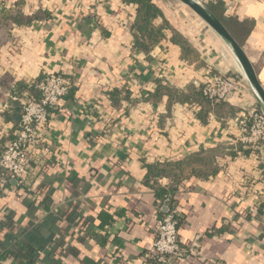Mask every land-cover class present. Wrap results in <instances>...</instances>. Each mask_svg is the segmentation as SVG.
Instances as JSON below:
<instances>
[{
  "label": "crops",
  "instance_id": "crops-1",
  "mask_svg": "<svg viewBox=\"0 0 264 264\" xmlns=\"http://www.w3.org/2000/svg\"><path fill=\"white\" fill-rule=\"evenodd\" d=\"M155 1L164 17L154 25L169 26L149 51L136 45L137 4L1 1L20 17L7 21L0 44V80H8L0 81V152L46 73L66 72L74 86L63 112L51 114L49 164L23 185L0 187V264H26L37 252L41 264H158L149 251L161 213L148 167L196 156L214 172L186 178L175 193L185 253L174 264H264V147L240 141L237 120L261 108L259 100L212 28L177 3ZM210 6L264 87V0ZM214 74L246 88L211 104L199 91Z\"/></svg>",
  "mask_w": 264,
  "mask_h": 264
},
{
  "label": "built area",
  "instance_id": "built-area-1",
  "mask_svg": "<svg viewBox=\"0 0 264 264\" xmlns=\"http://www.w3.org/2000/svg\"><path fill=\"white\" fill-rule=\"evenodd\" d=\"M200 1L207 4L215 0ZM73 86L74 81L66 72L46 73L36 86L40 98L27 95L23 99L21 123L0 152L1 188L12 180L23 185L33 168H44L49 164L54 154L49 142L51 114L53 110L63 112V103ZM245 88L239 78L224 74H214L202 84L203 94L212 102L227 101ZM237 120L240 141L248 146L264 147V111L255 108ZM179 214L176 206L157 221L155 240L149 253L158 264H174L184 256L185 248L179 237ZM262 217L264 220V202ZM40 254L37 252V257L26 264H41Z\"/></svg>",
  "mask_w": 264,
  "mask_h": 264
},
{
  "label": "trees",
  "instance_id": "trees-1",
  "mask_svg": "<svg viewBox=\"0 0 264 264\" xmlns=\"http://www.w3.org/2000/svg\"><path fill=\"white\" fill-rule=\"evenodd\" d=\"M124 3H134L138 5L136 20L134 23V29L136 31V45L141 47L142 49L149 51L152 46L160 42L162 38L166 36L165 28L169 26V23L165 19V23L161 26H155L153 21L159 17H164L162 9L158 6L155 0H122ZM209 8L216 14L215 9L212 6ZM19 14H12L10 11H5L1 7L0 1V44L3 43L6 39V23L8 20H17L18 21ZM220 18V17H219ZM227 28H231L230 24L220 18ZM181 45L184 55H189L192 52L191 47L187 42H185L181 37L173 38ZM2 82H7V79L0 80ZM14 91H22V82H16V87L13 89ZM200 94L202 97L214 104L216 102H212L206 98L203 94L202 89H200ZM37 98H40V94L36 93L34 95ZM19 118L17 120L16 129L19 127L21 123L22 117V104L20 109L18 110ZM212 164V161H207V158L204 156H196L191 160L185 162H172L166 161L163 163H156L153 165H149L148 173L146 175L147 183L152 185L155 190L156 198L159 200V208H160V217H163L169 209L176 207L175 193L180 186V184L191 176H207L208 172L213 173L214 170H209V165ZM162 178H168L170 180V184L167 186L161 185L159 182ZM153 180V181H152ZM152 181V183H151ZM159 217V218H160ZM180 218V214H179Z\"/></svg>",
  "mask_w": 264,
  "mask_h": 264
},
{
  "label": "water",
  "instance_id": "water-1",
  "mask_svg": "<svg viewBox=\"0 0 264 264\" xmlns=\"http://www.w3.org/2000/svg\"><path fill=\"white\" fill-rule=\"evenodd\" d=\"M187 5L193 12L202 18L207 25L212 28L221 39L229 46L237 59L243 74L259 100L261 109L264 111V87L261 84L255 67L249 59L242 45L234 38L224 22L217 17L214 12L200 0H180Z\"/></svg>",
  "mask_w": 264,
  "mask_h": 264
},
{
  "label": "rangeland",
  "instance_id": "rangeland-1",
  "mask_svg": "<svg viewBox=\"0 0 264 264\" xmlns=\"http://www.w3.org/2000/svg\"><path fill=\"white\" fill-rule=\"evenodd\" d=\"M169 2L170 3H173L174 2V4L177 3V4L181 5L186 10V13L185 14H186V16L188 18L189 17L198 18L199 21H201L202 23H205L207 25V23L202 18H200L195 12H193L187 5H185L184 3H182L180 0H170ZM203 4L207 5L208 7L210 6V3H207V4L206 3H203Z\"/></svg>",
  "mask_w": 264,
  "mask_h": 264
}]
</instances>
